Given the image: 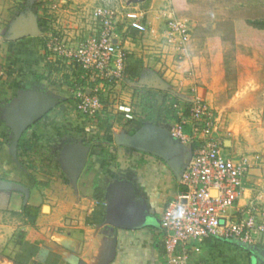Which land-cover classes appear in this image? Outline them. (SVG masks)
Returning a JSON list of instances; mask_svg holds the SVG:
<instances>
[{"label":"crops","instance_id":"1","mask_svg":"<svg viewBox=\"0 0 264 264\" xmlns=\"http://www.w3.org/2000/svg\"><path fill=\"white\" fill-rule=\"evenodd\" d=\"M69 1L72 3L68 4L67 0H61L64 7L76 8L74 13L81 20L78 19L79 25L75 23L80 29L68 31V34L79 42L92 33L94 21L91 12L101 4L99 0ZM168 8L165 0H144L131 4L119 14L121 46L127 54L140 59L143 66H151V63L147 61L145 55L142 56L132 33L142 39H149L147 41L151 45L148 48L150 50L144 53L158 52L160 57V51L165 52L163 32L166 19L169 18ZM47 18L46 23L51 25L50 16ZM62 18L72 19L64 10L61 11L59 19ZM139 18L144 24V30L133 28L127 30L130 23ZM81 21H84L82 25ZM38 36L39 34H35L12 39L11 65L0 70V253L8 255L0 258V264H15V261L22 264H71L69 259L73 255L87 264H166L159 244L158 222L166 200L175 197L179 188V181L168 162L162 167H167L169 173L175 176V183L171 182L168 175L164 179L168 183L169 195L164 196L158 191L155 196L146 194L145 199L144 196L143 198L139 196L144 206V214L140 218L142 209L134 208V214L139 215L133 221H130V218L127 220L125 212L109 213L110 204L124 199L128 194V190L121 184L122 170L114 169L109 154L111 148L127 147V150H132V160L138 159L136 158L138 153L156 158L157 156L150 152L119 144V140L135 136L144 128L147 131L141 132L142 137L138 144L156 151L161 146L158 144L159 147H153L157 144L154 135L159 133H153L150 128L142 126L137 131L128 132L120 137L116 134L117 125L111 127L112 132L101 134L96 126L86 128L81 123L78 124L71 113L74 109L71 106L72 98L61 99L53 93L54 86L47 84L53 74H56L53 70L58 69L50 65L42 66L40 59H37L40 55L36 48ZM189 54L192 55L191 48ZM161 57L163 58L160 62L158 60L154 66L158 69L165 60L167 66L171 67L167 68L172 69L170 71L162 67L163 78L171 74V78L167 79H171L173 85L192 83V79L182 77L185 76L187 62L176 66L172 56ZM46 59L52 65L54 57L49 54L46 55ZM194 60L195 57H191L192 64ZM69 67L73 72L70 76L72 83L80 82L77 72ZM19 70H25V75L22 73L25 77L20 76ZM40 75L48 77H39ZM141 76L138 81H125L126 86L133 92L142 93L144 88L140 84ZM22 79L26 82H22ZM103 89L102 87L100 91ZM63 90L64 87L61 88V91ZM35 95L52 102V107L27 131L32 148L28 151L15 152L12 147L13 130L10 127L14 125L13 120L22 119L26 109L34 106L31 99L35 100ZM124 99L125 106H129V102L132 103L131 95L130 99L127 97ZM84 130L91 131L90 138H87ZM225 143L230 146V141L226 140ZM189 149L191 150L189 157L183 155L181 164L190 158L192 153L190 145ZM82 154L86 155V159L78 167ZM153 163L152 159H147L146 167L154 165ZM257 172L254 168L250 172L251 176L248 175L247 188L238 202L239 206L253 201V191L260 180L254 177ZM115 174L118 175L117 178L113 177ZM148 178L149 176L144 180L139 178L138 182H134V186L143 190L151 181ZM113 179L119 180V183L115 184ZM24 205L36 208L35 214L24 212L22 210ZM121 220H124L123 223L127 226L138 227H117L111 223ZM61 230L68 232V235L58 237L59 243H52L53 235L60 234L58 232ZM44 246H49L50 250L46 258L41 259L39 252ZM69 247H72L73 251ZM190 264H264V254L259 246L246 247L235 241L206 239L201 244H195L191 250Z\"/></svg>","mask_w":264,"mask_h":264},{"label":"rangeland","instance_id":"2","mask_svg":"<svg viewBox=\"0 0 264 264\" xmlns=\"http://www.w3.org/2000/svg\"><path fill=\"white\" fill-rule=\"evenodd\" d=\"M67 2L68 4L72 3L69 0ZM99 2L100 4L103 3L102 0ZM49 5L55 6L50 7ZM165 5H169L167 17L174 16L187 20L192 31L189 50L187 56L183 58L184 60H178L177 55L166 45L165 52L160 51V57L158 52L147 53L150 50L148 49L149 46H151L147 41L149 39H142L133 32L136 46L141 50L142 56L145 55L148 58L147 61L151 63V66H143L141 71L140 84L145 90L143 89L142 93L140 91L133 92L126 86L125 81L128 80L123 79L111 88L105 87L101 91L102 103L108 105L106 109L104 108L102 117L86 118L78 112L74 103L71 105L74 108L71 113L77 119H75L76 122H79L78 124L81 123L86 128L96 126L101 134L112 132L111 127L117 125L115 127L116 134L122 137L128 133L130 122L123 115V111H120L119 106H125L123 104L124 98L130 99L131 95L132 103L129 100L128 102L132 120L140 119L144 121L143 126L156 127L154 125L156 117L152 118V116L158 113L160 107L169 108L170 105L173 107V104L169 102V97L183 98L187 96L192 83L173 85L171 79H167L171 78V74L168 77H162V67L171 68L167 66L165 60L158 69L154 64L158 60L160 62V59L163 58L161 55H167L172 56V60L176 61V66L183 62H187L186 64L190 66L191 57H195L193 85L205 98L214 114L219 116V122L222 126L221 137L230 141L229 151L234 154H248L258 157V165L255 166L258 174L254 177L260 180L253 191V203L255 204L257 220L264 222V0H165ZM63 10L72 19L64 20L62 18L60 20L59 17ZM74 12H76V8L64 7L61 0L51 2L48 0H0V70L7 69V66L11 65L13 56L10 51V43L12 42L10 37L32 30L36 26L40 31L36 47L40 55L37 59H40L42 66L50 65L58 69L53 70L56 74H53L47 84L54 86L52 88L53 93L61 99L72 98L73 100L72 91L75 89L76 83L75 81L72 83L70 77L73 75L69 67L71 65L67 58L55 50V47L62 44L70 48L80 42L68 34V31L79 28V26L76 27L75 23L79 25L78 19L80 18ZM49 16L51 25L46 23ZM80 23L82 25L84 21ZM56 42L57 45L54 44ZM190 48L192 55L189 54ZM144 51L147 52L144 53ZM49 54L54 57L52 65L46 59V55ZM147 65H149L148 62ZM19 73H21L20 76L25 77L23 76L25 70H19ZM45 75L42 76L47 78L48 76ZM182 77L187 79L184 75ZM22 82L26 81L22 79ZM80 82L88 90L93 87L90 82ZM62 87H64L63 91H61ZM65 90H68L70 94ZM148 96L149 103L144 106L151 108L150 111L143 108V100L147 99ZM163 98H166L165 105H161ZM117 99L118 102H116ZM174 124L175 120L169 119L162 125L170 131ZM84 133L87 138H90V130H84ZM177 140L181 144L180 151L166 152L167 160L174 161L175 158L179 159L183 155L189 157L191 151L189 145L182 143L179 139ZM109 154L113 160L114 169L122 170H119L123 180L121 184L126 189L131 188L138 200L143 196L145 199L146 194L155 196L158 191L164 196L169 195L168 183L164 179L168 175L171 182L174 181L173 183H175V176L169 173L167 167H162V164L166 165L167 160L146 154H139L137 160H132V152L127 150V147L111 148ZM147 159H152L154 165L146 167ZM185 162L186 160L182 163V167ZM146 176L151 179L150 183L146 184V188L143 187V184H141L143 190L134 186L135 181L138 182L139 178L144 180ZM112 181L116 182L115 184L119 183V180L114 181L113 179ZM174 198L166 200L165 206ZM113 210H116L114 213L121 211L133 213L134 211L132 202L127 199H123ZM138 215L137 213L132 214L130 219L134 220L138 218ZM64 231L61 230L58 232L60 234H54L51 242L59 243L58 237L68 235V232ZM236 243L246 247L259 246L262 249V254H264V241L255 244ZM3 256L8 257L6 253H0V258Z\"/></svg>","mask_w":264,"mask_h":264},{"label":"built area","instance_id":"3","mask_svg":"<svg viewBox=\"0 0 264 264\" xmlns=\"http://www.w3.org/2000/svg\"><path fill=\"white\" fill-rule=\"evenodd\" d=\"M102 2L91 12L94 27L90 35L70 48L54 43L55 50L67 58L80 81L93 85L88 90L83 83L75 81L72 91L74 107L90 119L102 117L106 107L100 98V89L111 88L124 79L127 55L121 46L118 17L131 4L128 0ZM130 28L143 31L144 24L139 18L127 30ZM191 32L187 20L174 16L166 19L164 45L178 60L187 56ZM184 74L185 78H194L192 63ZM192 85L187 96L176 98L173 103L179 121L170 133L190 145L192 153L183 166L177 194L165 206L158 222L159 244L166 264H190V252L195 244L208 238L243 244L264 241V222L257 220L253 201L238 205L247 188V177L258 165V157L229 151L230 146L221 137L219 116ZM119 109L126 119L132 118L129 106L120 105Z\"/></svg>","mask_w":264,"mask_h":264},{"label":"water","instance_id":"4","mask_svg":"<svg viewBox=\"0 0 264 264\" xmlns=\"http://www.w3.org/2000/svg\"><path fill=\"white\" fill-rule=\"evenodd\" d=\"M144 0H128V4H134V3H139L142 2ZM25 20V19H23ZM34 22V21H33ZM35 34H40V31H38L37 27H33L32 30H28L25 32H22L20 34L14 35L12 37H10L11 39H18L21 38L23 36H28V35H35ZM26 96V95H25ZM35 100H32V103L34 104V106H32L30 109H26L25 111V115L22 119L20 120H13L14 125L11 126L10 128H12L13 132V139H12V147L13 150L16 152L17 151V144H18V140L20 138V136L22 135V133L31 125H33L38 119H40L51 107H52V102L48 101L47 99H43L41 98V96L39 95H35ZM152 130V132H158L160 134V138H159V142L160 144V148L155 150H150L147 147H142L138 144V142L140 141L141 137H142V131L143 133L147 131V129H142L141 132H137L135 134V136L132 137H128V138H124L122 140H119V144L122 145H126L129 146L131 148H135L141 151H145V152H150L162 159H166V152H171V151H180V143L178 142L177 139L173 138V136L171 135L170 131L166 128L163 127H153L150 128ZM156 130V131H155ZM86 159V155L82 154L81 157L79 158V163H78V167L81 166V164H83L85 162ZM181 158L177 159L175 158L174 161H170L167 160L168 164L171 166L172 171L174 172L176 179L178 181H180L181 178V174H182V170L183 167L181 166V162H180ZM7 184V183H6ZM128 194L124 199H127L128 201L132 202V209L139 207V209H142V215H140V218H142L143 214H144V206L143 204L138 200V198L132 193L131 188H128ZM123 199L119 200V201H115L112 202L109 206V213L114 212L116 210H113L114 207L118 206V204L122 201ZM130 204V203H129ZM130 209V208H129ZM129 211H127V213L125 212L124 215L127 216V220L132 216L133 213H128ZM117 213V212H116ZM128 214V215H127ZM129 221V220H128ZM130 221H133V219H130ZM123 222H125L124 220H121V222H115V221H111V223L117 227H126V228H135L138 227V225H126ZM69 249L71 251H73L72 247H69ZM50 250L49 246H44L43 248H41L40 252H39V256L41 259H45L48 252ZM69 262L71 264H87L86 262H83L81 260H79V258L75 255H73L71 257V259H69Z\"/></svg>","mask_w":264,"mask_h":264},{"label":"trees","instance_id":"5","mask_svg":"<svg viewBox=\"0 0 264 264\" xmlns=\"http://www.w3.org/2000/svg\"><path fill=\"white\" fill-rule=\"evenodd\" d=\"M142 67H143V64H142V61L140 59L134 58L132 55L127 54L126 58H125V62H124V69H123L124 79L130 80V81L137 80L141 75ZM39 77H42V75H40ZM169 99H170L169 102L171 104H173L174 101L176 100L175 97H171V98L169 97ZM165 100H166V98H163L161 105L166 104ZM143 101H144L143 102V108L146 109L147 111H150L151 108L150 109L145 108V106H144V105L147 106V104L149 103V96L147 99H145ZM183 114L184 115L187 114L186 110H183ZM153 117H156L155 122L158 124H161V125L163 123L167 122L169 119H173V120H175V122L179 121V118L176 114V109L173 108L171 105L169 106V108L160 107L158 113L154 114L152 116V118ZM132 119L133 118H131L130 120L128 119V121L130 122V130L131 131L138 130L140 127H142L144 125L143 120H140V119L139 120H137V119L132 120ZM30 127H32V125L29 126L20 136V138L18 140V144H17V150L28 151L32 148L31 142L27 138V131ZM184 129H185V131H187V127H185ZM95 189L97 190L98 188H95ZM22 210L24 212H28L30 214H35V212H36V208H33L31 206H27V205H24ZM208 239H213V240H217V241H230V240H222V239H218V238H208ZM15 264H22V263L15 261Z\"/></svg>","mask_w":264,"mask_h":264},{"label":"flooded vegetation","instance_id":"6","mask_svg":"<svg viewBox=\"0 0 264 264\" xmlns=\"http://www.w3.org/2000/svg\"><path fill=\"white\" fill-rule=\"evenodd\" d=\"M154 125L156 126V127H163V128H166L165 126H163V125H161V124H158V123H154ZM167 129V128H166ZM135 131H137V130H135ZM135 131H131L130 129H129V131L128 132H135ZM155 136V139H154V141H156L157 142V144H155V146H153V147H159V145H160V143H159V138L161 137L159 134H156V135H154ZM158 141H157V140ZM152 142V141H151ZM159 144V145H158ZM154 145V144H153ZM132 151V150H131ZM138 153V152H137ZM138 154H142V153H138ZM144 154V153H143ZM145 155V154H144ZM138 156H136V158H137ZM154 159V158H153ZM162 166H165L164 164H162ZM163 168H166V167H163ZM113 177H118V175H113Z\"/></svg>","mask_w":264,"mask_h":264}]
</instances>
